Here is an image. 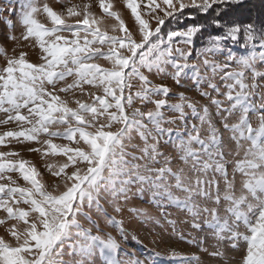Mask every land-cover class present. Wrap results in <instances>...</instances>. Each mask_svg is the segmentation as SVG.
<instances>
[{"label":"snow or ice","instance_id":"1","mask_svg":"<svg viewBox=\"0 0 264 264\" xmlns=\"http://www.w3.org/2000/svg\"><path fill=\"white\" fill-rule=\"evenodd\" d=\"M98 4L102 16L89 3L55 11L40 0H21L19 37L11 34L12 19L3 20L7 39L38 46L40 61L29 62L21 51L0 67V112L7 114L0 124L16 125L0 134V145L34 143L40 147L27 150L41 158L66 159L46 165L58 180L49 190L31 161L0 151V181H7L0 182L6 213L0 225L11 222L0 236V264H156L122 248L124 221L109 214L145 194L161 210L162 227L171 229L167 240L157 233L154 245L174 235L176 243L219 258L217 264H232L226 258L237 248L240 264H264V71L258 70L264 25L237 22L247 0H123L130 25L106 0ZM198 15L206 23H186ZM237 44L247 53L236 55L231 45ZM156 75L178 88L183 81L191 85L170 103L176 94L153 83ZM193 89L203 104L185 95ZM137 102L153 107L143 111ZM169 146L174 154L161 151ZM177 159L182 166L174 168ZM8 173H18L24 184ZM169 206L185 216L179 223L190 229L187 237L169 218ZM101 219L117 235L102 233ZM209 232L211 252L204 247ZM167 255L174 264H200L195 254Z\"/></svg>","mask_w":264,"mask_h":264},{"label":"rangeland","instance_id":"2","mask_svg":"<svg viewBox=\"0 0 264 264\" xmlns=\"http://www.w3.org/2000/svg\"><path fill=\"white\" fill-rule=\"evenodd\" d=\"M106 2L110 3L112 5V9L114 11H118L121 13L122 17L125 20L126 25H130L133 23V21L130 19V12H128L123 4V0H106ZM40 3H47L50 7H52L55 11H60L61 7H67L70 4H84L89 3L93 5V11L98 16H102L103 13L99 8L98 0H40ZM157 3L162 4V0H157ZM20 4L21 0H0V48L3 49V54H0V67L4 66L7 62V57L18 55L19 52L24 51L27 54V59L29 62L36 63L40 61V49L39 47H34L32 42L24 41L23 39L20 40L19 44L14 43L13 41L7 39L9 35V30L7 28V25L3 24V20L5 18H10L13 21V29L11 30L12 35L20 36L21 32L23 31L22 26L19 24V12H20ZM163 6V5H162ZM14 8L15 13H12L10 15L9 9ZM159 11V10H158ZM161 15L163 13H160ZM40 21L44 23L46 21L45 16L39 17ZM74 22V20L72 21ZM105 23L107 24L108 21L106 20ZM154 27V23L152 24ZM66 36L70 35L68 33H65ZM233 48V51L236 55H244L247 53L248 49L241 48L238 44L237 45H231ZM222 59V57H221ZM97 63H100L104 66L106 65V62L103 60H97ZM258 70L264 71V66H258ZM250 76V73H249ZM150 79H152L153 83H159V84H165L170 88V96L175 93L176 96H173L172 99H170V103L178 102L177 96L180 91H184L185 88L189 87L191 85V81H183L181 87H176L174 82L168 79H164L159 75L156 76H150ZM259 80V78H258ZM250 82V80H249ZM260 83H264V81H259ZM222 90H224L222 88ZM63 95V94H61ZM185 95L189 96L190 98L194 100H199L201 104L204 103L202 99L199 97V93L193 89L192 91L185 92ZM87 99V97H84ZM159 97H154V99ZM136 107L142 108L143 111H147L149 108H152V104H148L147 107H144L139 102L136 103ZM214 112V109L212 110ZM167 118V113H166ZM7 119V114L0 112V121ZM250 122L255 127L257 124V120L255 117H252ZM173 128H177L179 125H168ZM10 129H16V125L14 122H10L8 124H0V134H2L4 131L10 130ZM114 130V129H113ZM225 137H229L230 133H225ZM45 137H41V140H43ZM55 143H67L63 140H55ZM135 144H140L138 137L134 140ZM74 146V145H70ZM29 147H40V145L36 144H24L21 145L16 142H9L5 145H0V151H12L19 153L20 157H22L25 160L31 161L33 165L36 166V168L42 173V179L43 182L46 183L49 186V190H51L52 186L55 185L58 180L55 177H52L51 174L46 170L47 164H54L59 165L63 162L66 157L62 156H56V157H45L41 158V155L36 152H30L27 149ZM233 148H234V142H233ZM132 149H126V151H131ZM161 151H164L167 154H174V149L169 146L168 148H162ZM182 166V162H179L178 159L176 162H174L173 167ZM229 173L231 175V166H229ZM7 175L11 176L13 180H16L18 184L23 185L24 181L22 178L19 177L18 173H8ZM239 181L240 177L239 174H237V188L239 187ZM0 182H7V181H0ZM150 196L148 194H145L142 198H133L128 205L124 208V210L116 214L111 209H109L110 215H115L117 219H122L124 221V226L127 230V241L122 245V248L125 251H132L135 252L137 258L139 259H145V257H152L155 259L156 264H174V261L171 260L167 252L170 250H175L182 252L186 255H192L195 254L199 256L200 258V264H217V261L219 258L212 257L208 254V252H202L200 248H197L193 244H188L186 241H180L179 243H176L175 241L178 239L176 236H172V239L170 241H167L166 243H161L158 246L153 244V239L156 236L157 233L163 234L165 236V239L167 240L168 235L171 233V229L168 228L167 231H165V227H162V225L165 224L164 220L161 217V210L155 206V204L150 203ZM130 208L140 209L143 210L144 215L142 216H134L131 212H129ZM166 211L170 213V219H175L178 221V227L181 228L187 237L188 232L190 231L189 228H185L184 225L180 224L179 221L185 219V216L181 214L180 210L176 209L174 206H169L166 208ZM223 214V213H222ZM6 216V213H3L2 210H0V219H3ZM93 219H96L94 216ZM157 219L161 220V224L155 223ZM11 222H7L4 225H0V236L6 235V228L10 226ZM83 223V221H82ZM99 226L102 230V233H111L112 235H117L115 229H113L110 226H107L103 219L98 221ZM84 227H89V225L84 224ZM93 234H96V230L93 229ZM192 236H196V232L191 233ZM201 236L204 234L201 233ZM133 236L136 237L135 240H133ZM215 244V240L212 237L211 233H208V239L207 242L204 244V247L209 249V252L213 251ZM246 250V246L245 249ZM154 252H159L161 255L159 257H154ZM241 253L242 249L237 248L235 250H232L228 253L227 260L231 261L232 264H240L241 262Z\"/></svg>","mask_w":264,"mask_h":264},{"label":"trees","instance_id":"3","mask_svg":"<svg viewBox=\"0 0 264 264\" xmlns=\"http://www.w3.org/2000/svg\"><path fill=\"white\" fill-rule=\"evenodd\" d=\"M192 10L186 9V13H191ZM237 22L241 24H246L249 22H256L258 25H264V0H247V7L237 15L235 18ZM206 23V18L203 16H197L195 21H186V23ZM211 29H208V32H211ZM207 35V33L205 34ZM203 38L195 39L196 47H199L203 44ZM240 43H243V36L241 34Z\"/></svg>","mask_w":264,"mask_h":264}]
</instances>
